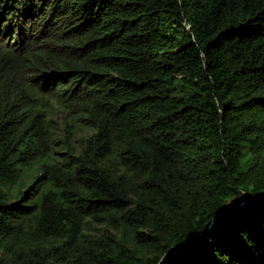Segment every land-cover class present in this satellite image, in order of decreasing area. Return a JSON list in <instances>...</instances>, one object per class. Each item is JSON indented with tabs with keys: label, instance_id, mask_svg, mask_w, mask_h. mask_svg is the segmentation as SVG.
Instances as JSON below:
<instances>
[{
	"label": "trees",
	"instance_id": "obj_1",
	"mask_svg": "<svg viewBox=\"0 0 264 264\" xmlns=\"http://www.w3.org/2000/svg\"><path fill=\"white\" fill-rule=\"evenodd\" d=\"M264 264V0H0V264Z\"/></svg>",
	"mask_w": 264,
	"mask_h": 264
},
{
	"label": "water",
	"instance_id": "obj_2",
	"mask_svg": "<svg viewBox=\"0 0 264 264\" xmlns=\"http://www.w3.org/2000/svg\"><path fill=\"white\" fill-rule=\"evenodd\" d=\"M181 244H177L176 246H173L171 249L168 250V252L163 256L160 264H163L164 261H166L170 256L171 254L176 250L177 247H179Z\"/></svg>",
	"mask_w": 264,
	"mask_h": 264
}]
</instances>
